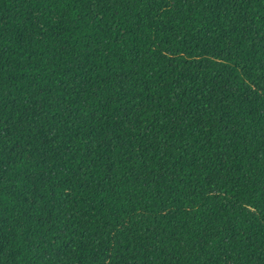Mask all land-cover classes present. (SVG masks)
<instances>
[{
  "label": "trees",
  "instance_id": "trees-1",
  "mask_svg": "<svg viewBox=\"0 0 264 264\" xmlns=\"http://www.w3.org/2000/svg\"><path fill=\"white\" fill-rule=\"evenodd\" d=\"M0 264H264V0H0Z\"/></svg>",
  "mask_w": 264,
  "mask_h": 264
}]
</instances>
